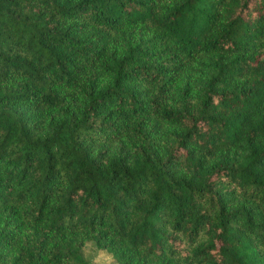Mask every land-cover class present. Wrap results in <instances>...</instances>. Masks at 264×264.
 Instances as JSON below:
<instances>
[{"label": "trees", "instance_id": "obj_1", "mask_svg": "<svg viewBox=\"0 0 264 264\" xmlns=\"http://www.w3.org/2000/svg\"><path fill=\"white\" fill-rule=\"evenodd\" d=\"M264 264V0H0V264Z\"/></svg>", "mask_w": 264, "mask_h": 264}, {"label": "rangeland", "instance_id": "obj_2", "mask_svg": "<svg viewBox=\"0 0 264 264\" xmlns=\"http://www.w3.org/2000/svg\"><path fill=\"white\" fill-rule=\"evenodd\" d=\"M82 255L89 264H117L111 253L105 249L98 248L93 241H88L84 244Z\"/></svg>", "mask_w": 264, "mask_h": 264}]
</instances>
